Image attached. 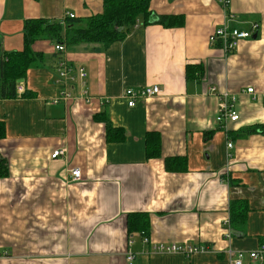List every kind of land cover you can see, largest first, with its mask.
Listing matches in <instances>:
<instances>
[{
  "label": "crops",
  "instance_id": "0c3cea01",
  "mask_svg": "<svg viewBox=\"0 0 264 264\" xmlns=\"http://www.w3.org/2000/svg\"><path fill=\"white\" fill-rule=\"evenodd\" d=\"M149 11L151 23L139 20L120 42L79 44L62 54L85 70L89 103H51L62 55L51 40L32 44L42 62L16 83L15 99H0V156L8 165L0 179V264H231L236 253L264 243V135L235 137L264 125V0H228L227 7L151 0ZM101 12L102 0H0V53L23 50L26 20L61 23ZM225 15L232 28L258 25L257 36L230 53L208 42ZM161 16H180L183 25L163 27L155 22ZM187 66L200 67L202 76L188 80ZM152 86L158 95L127 106L126 90ZM221 93L234 97L238 115L225 126L215 123ZM105 119L122 140L106 141ZM174 158H185L184 170H166ZM74 169L80 181H72ZM234 202L248 209L245 228L235 232ZM128 220L145 221L146 236L128 230ZM161 244L207 250L155 252ZM244 264L264 263L245 257Z\"/></svg>",
  "mask_w": 264,
  "mask_h": 264
},
{
  "label": "trees",
  "instance_id": "16d2710c",
  "mask_svg": "<svg viewBox=\"0 0 264 264\" xmlns=\"http://www.w3.org/2000/svg\"><path fill=\"white\" fill-rule=\"evenodd\" d=\"M151 0H102V12L86 19H64L60 22H51L42 19L26 20L23 25V50L20 52L0 53V99H15L16 83L25 79L27 70L41 63V54L33 53L32 44L39 39H48L56 45H64L65 48L79 44L100 45L105 49L109 45L120 42L130 33L139 20L142 25L150 24ZM166 28L181 27L183 18L180 16H161L155 21ZM58 60V59H57ZM39 61V62H38ZM202 69L197 66H187V79L194 76L201 77ZM20 97L31 98L29 93H23ZM106 141L122 140L124 133L121 129L112 127L108 119H105ZM231 134V133H230ZM264 135V125H257L240 130L236 138H246L249 135ZM229 135V134H228ZM5 138V126L0 122V140ZM151 139V138H150ZM149 140V139H148ZM153 141H158L157 138ZM157 145L154 148L157 150ZM150 155H157V151ZM185 158H174L165 161L168 172L184 170ZM176 165V166H173ZM8 177L7 162L0 156V179ZM248 209L242 202L230 203L229 218L232 230L244 229ZM137 230L146 236L148 225L145 221L132 222L128 220V230ZM207 250V249H206Z\"/></svg>",
  "mask_w": 264,
  "mask_h": 264
},
{
  "label": "built area",
  "instance_id": "2783aa9c",
  "mask_svg": "<svg viewBox=\"0 0 264 264\" xmlns=\"http://www.w3.org/2000/svg\"><path fill=\"white\" fill-rule=\"evenodd\" d=\"M223 7H227L228 0H218ZM68 19H73V15H68L65 17ZM224 22L215 28V30L210 34L208 38L209 45L211 47L219 46L220 49L224 50L226 53L232 52L238 45L241 40L252 39L257 36L258 25L249 24L247 29L232 28L229 25L230 17H224ZM54 49L58 52L59 55H62L66 52L64 45H55ZM56 76L55 84L60 89L58 96L51 102L52 104H57L59 102H68L82 100L86 103L91 101V97L88 95L85 89V82L87 74L82 67L73 66L69 64L64 58L63 55L60 56L57 60L56 67ZM79 90L76 92V88ZM20 86L16 85V91L20 92ZM212 93L215 92L214 89H210ZM248 94H253V89H247ZM160 90L157 86H152L148 88H141L138 90L128 89L125 91L124 96L127 99V106L134 107L136 102L140 99L150 98L155 95H158ZM218 109L215 117V123L218 125H224L226 123L235 122L238 120V115L235 111V99L232 95L228 93H221L218 95ZM223 126V127H224ZM232 144L228 142L227 149L230 151ZM63 150L55 151L51 158L55 159L63 155ZM228 158H232L231 153H228ZM71 179L74 182L80 181L81 172L79 169L71 170L70 173ZM228 224V222H226ZM206 247H190V246H181V245H157L154 247V251L158 253H174L181 254L183 256L189 257L195 253L206 251ZM247 257L251 261H259L264 263V243L259 246L258 249L245 255L243 252H238L235 255V258L232 260L231 264H244V258ZM132 257L128 256L127 261H131Z\"/></svg>",
  "mask_w": 264,
  "mask_h": 264
},
{
  "label": "bare ground",
  "instance_id": "6f19581e",
  "mask_svg": "<svg viewBox=\"0 0 264 264\" xmlns=\"http://www.w3.org/2000/svg\"><path fill=\"white\" fill-rule=\"evenodd\" d=\"M237 114V113H236Z\"/></svg>",
  "mask_w": 264,
  "mask_h": 264
}]
</instances>
